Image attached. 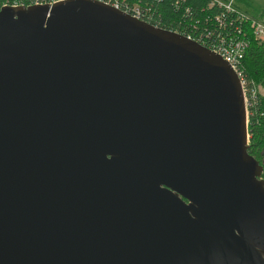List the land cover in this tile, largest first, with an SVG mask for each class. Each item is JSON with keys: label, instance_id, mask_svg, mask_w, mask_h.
Masks as SVG:
<instances>
[{"label": "water", "instance_id": "95a60500", "mask_svg": "<svg viewBox=\"0 0 264 264\" xmlns=\"http://www.w3.org/2000/svg\"><path fill=\"white\" fill-rule=\"evenodd\" d=\"M240 78L98 0L0 8V264H264Z\"/></svg>", "mask_w": 264, "mask_h": 264}, {"label": "built area", "instance_id": "2783aa9c", "mask_svg": "<svg viewBox=\"0 0 264 264\" xmlns=\"http://www.w3.org/2000/svg\"><path fill=\"white\" fill-rule=\"evenodd\" d=\"M59 1L65 0H20L18 3H15L13 6H30V5H40V4H49L52 5ZM106 5H109L117 10L128 14L135 19L144 21L153 26L160 27L175 33H179L188 39H191L200 45L208 48L214 53L221 56L231 68L237 73L240 78L244 101L246 105V110L248 112V107L253 103L255 99V89L253 87L247 86L246 79L240 69V62L244 57L246 48L248 46V41L245 37L241 35L243 33L240 25L247 23L248 27L257 39L264 42V21L256 19L255 17L250 16L246 12L235 7L234 0H210L208 4V9L216 5L219 8H222L223 11L231 16H233L239 26L233 30V25L231 22H228L222 15H213L209 14L204 17V19H199L195 17L192 9L184 5L185 0H174V14L178 17V11L181 9L185 13V16L190 18V22L186 21V18L183 16L178 17L181 23L180 30L169 29L161 27L158 21L153 19V10L151 9L149 2L142 4L140 0H98ZM162 1V0H156ZM27 2V4H25ZM184 7V8H183ZM177 12V13H176ZM177 19V20H178ZM212 21L217 25L216 30L212 31L209 27V22ZM218 32L216 38H214V33Z\"/></svg>", "mask_w": 264, "mask_h": 264}, {"label": "trees", "instance_id": "16d2710c", "mask_svg": "<svg viewBox=\"0 0 264 264\" xmlns=\"http://www.w3.org/2000/svg\"><path fill=\"white\" fill-rule=\"evenodd\" d=\"M19 1L20 0H0V8L4 5H14ZM140 1L142 4L149 2L153 10V19L158 21L161 27L180 30L181 23L178 17L183 15L186 21L190 22V18L185 16L182 9L178 11V17H176L172 4L174 0H162L160 2L156 0ZM234 2L237 5L235 0ZM209 3L210 0H185L184 5L189 6L195 17L199 19H204L208 14L210 16L218 14L227 19L228 22L234 24L233 30L240 25L233 16L225 13L222 8L213 5L208 9ZM25 4H27V2ZM236 5L235 7L237 8L238 5ZM238 9L241 10L240 7ZM244 12L248 13L245 10ZM208 25L212 31L216 30L217 25L212 23V21H210ZM240 27L243 31L241 35L248 41L244 57L240 62V69L246 79L247 86L253 87L256 92L253 103L248 107V153L256 160L260 161V159L262 160L264 158V42L251 34L247 23L240 25ZM218 34V32L214 33V38H216Z\"/></svg>", "mask_w": 264, "mask_h": 264}, {"label": "rangeland", "instance_id": "374dc122", "mask_svg": "<svg viewBox=\"0 0 264 264\" xmlns=\"http://www.w3.org/2000/svg\"><path fill=\"white\" fill-rule=\"evenodd\" d=\"M237 2H242L243 6L246 3H249L251 6L250 7L248 5L246 6V7H249V9H247V11L250 13L249 15L252 17H255L256 19L258 18L261 21H264V0H238ZM234 4H235V2H234ZM246 7H244V8L246 9ZM237 8H239V6H237ZM241 10L244 11L243 9H241ZM260 12H263V14Z\"/></svg>", "mask_w": 264, "mask_h": 264}, {"label": "flooded vegetation", "instance_id": "af4514ba", "mask_svg": "<svg viewBox=\"0 0 264 264\" xmlns=\"http://www.w3.org/2000/svg\"><path fill=\"white\" fill-rule=\"evenodd\" d=\"M257 161H258L259 165L262 167L259 179L264 180V158L262 160L260 159V161L259 160H257Z\"/></svg>", "mask_w": 264, "mask_h": 264}, {"label": "crops", "instance_id": "0c3cea01", "mask_svg": "<svg viewBox=\"0 0 264 264\" xmlns=\"http://www.w3.org/2000/svg\"><path fill=\"white\" fill-rule=\"evenodd\" d=\"M236 1V0H235ZM238 1V0H237ZM236 1V3H237V5L241 8V9H243V10H245V11H247V9H249V7L251 6L249 3H246L244 6H243V3L242 2H237ZM249 6V7H246V6ZM244 7H246V9L244 8ZM248 12V11H247ZM249 13V12H248ZM260 13H262L263 14V12H260ZM250 14V13H249ZM252 15V14H251ZM254 16V15H253Z\"/></svg>", "mask_w": 264, "mask_h": 264}]
</instances>
